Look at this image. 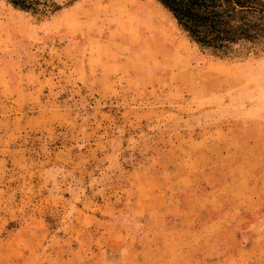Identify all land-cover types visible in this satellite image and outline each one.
Wrapping results in <instances>:
<instances>
[{
  "label": "rangeland",
  "instance_id": "374dc122",
  "mask_svg": "<svg viewBox=\"0 0 264 264\" xmlns=\"http://www.w3.org/2000/svg\"><path fill=\"white\" fill-rule=\"evenodd\" d=\"M252 93L264 49H201L155 0H0V264H264Z\"/></svg>",
  "mask_w": 264,
  "mask_h": 264
},
{
  "label": "trees",
  "instance_id": "16d2710c",
  "mask_svg": "<svg viewBox=\"0 0 264 264\" xmlns=\"http://www.w3.org/2000/svg\"><path fill=\"white\" fill-rule=\"evenodd\" d=\"M12 7L52 12L75 0H5ZM201 49L222 57L264 49L263 0H155Z\"/></svg>",
  "mask_w": 264,
  "mask_h": 264
},
{
  "label": "crops",
  "instance_id": "0c3cea01",
  "mask_svg": "<svg viewBox=\"0 0 264 264\" xmlns=\"http://www.w3.org/2000/svg\"><path fill=\"white\" fill-rule=\"evenodd\" d=\"M257 68V65H249L246 67V69L252 70H257ZM250 86H254V84ZM242 102L244 106L241 110H237L236 118L233 121L237 123V132H241L242 136H244L242 143H245L244 146L252 150L250 156H247V158L257 167V173L255 174V172H253L254 179L252 180V185H250L251 208L247 207L248 202L245 201V199L242 201V206L245 205V207L241 206L242 211L250 212L258 210L261 204L264 203V194L261 192V188L264 186V98L262 99L260 96H256L255 93H252L251 97L243 99ZM261 176H263V178H261ZM263 222L264 211L260 216L255 218L253 225L259 228L262 224L264 225ZM260 242L261 241L256 242L255 240L251 241V244L247 248L252 250V257L254 259L259 257V255L256 254H258L257 248L258 251L262 248L261 246L259 248ZM145 253L143 258H146ZM176 257L179 258L177 254L171 252L170 255L165 258L163 264H173V261L177 259Z\"/></svg>",
  "mask_w": 264,
  "mask_h": 264
}]
</instances>
